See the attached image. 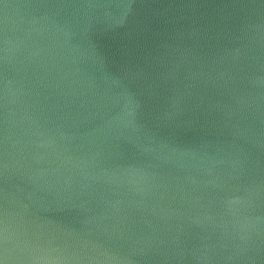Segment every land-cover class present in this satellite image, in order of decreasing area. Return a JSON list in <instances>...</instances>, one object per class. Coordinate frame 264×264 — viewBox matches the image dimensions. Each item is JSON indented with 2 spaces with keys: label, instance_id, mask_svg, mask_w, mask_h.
Listing matches in <instances>:
<instances>
[{
  "label": "water",
  "instance_id": "water-1",
  "mask_svg": "<svg viewBox=\"0 0 264 264\" xmlns=\"http://www.w3.org/2000/svg\"><path fill=\"white\" fill-rule=\"evenodd\" d=\"M0 264H264V0H0Z\"/></svg>",
  "mask_w": 264,
  "mask_h": 264
}]
</instances>
